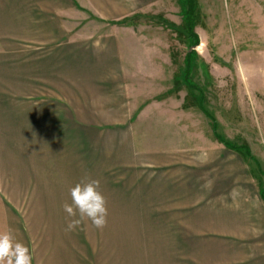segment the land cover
Segmentation results:
<instances>
[{
    "label": "rangeland",
    "instance_id": "rangeland-1",
    "mask_svg": "<svg viewBox=\"0 0 264 264\" xmlns=\"http://www.w3.org/2000/svg\"><path fill=\"white\" fill-rule=\"evenodd\" d=\"M77 1L86 13L68 0H0V231H11L34 250L33 264H43L46 247L39 239L47 231L32 219L30 199V192L51 185L34 181L41 175H119L125 181L130 176L131 190L193 198L182 202L193 201L196 215L232 209L242 192L264 193V0H195L198 43L193 47H188L179 0ZM130 16L136 17L128 25L107 24ZM63 29L72 31L69 41L89 50L113 43L119 63L128 69L118 81L127 115L166 89L176 96L152 100L132 122L120 118L127 127L113 132L88 127L92 134L79 135L67 113L47 109L57 105L52 102L38 105L39 115L49 119L32 118L37 106L32 70L23 69L30 67L32 53L44 59L52 50L51 40L47 49L41 34ZM191 50L185 73V54ZM38 79L33 93L46 96V79ZM182 97L193 109L179 111ZM48 126L54 133L46 134ZM175 218L156 225L166 230L130 232L134 264H194V254L222 253L221 246H199L222 236L198 232L194 239V219L183 214L179 224ZM241 225L235 224L236 238L226 239L234 246L230 249L260 250L264 226ZM95 233L87 231L82 240L87 244ZM32 237L37 247H31ZM76 249L82 254L72 263L122 264L89 246Z\"/></svg>",
    "mask_w": 264,
    "mask_h": 264
},
{
    "label": "crops",
    "instance_id": "crops-1",
    "mask_svg": "<svg viewBox=\"0 0 264 264\" xmlns=\"http://www.w3.org/2000/svg\"><path fill=\"white\" fill-rule=\"evenodd\" d=\"M68 1L76 9L86 13V8L77 0ZM135 17H123L119 20L108 21L107 24L122 25L125 23L128 25ZM96 19L101 18L96 17ZM71 33L72 31H65L64 29L60 34L50 31L43 32L40 37L45 42L51 40L52 50L48 47L51 44L47 42L45 45L48 44L46 47L49 49L44 52L47 56L44 59H39L35 53H32L30 67L23 69L32 70L30 79L32 81V103L37 105L32 107V112H34L32 118L49 119L48 116L41 117L39 115L38 105L39 102H52L58 106H48L47 109L67 113L68 120L70 118L76 121L73 129L79 135L92 134L86 131L88 127H98L113 132L117 128H126L128 121L132 122L152 100L161 101L176 96L169 94L168 89H166L159 96L145 100L130 115H127L129 106L126 104L125 90L123 91L118 81L125 80L124 77L128 69L119 63L117 50L113 45H110L112 42L109 41L106 48L94 46L93 49L89 50L81 47V44H77L80 42L74 41L72 43L69 41ZM58 39L62 41L56 43L55 41ZM120 77H122L121 80ZM38 78L46 79L48 87L46 96L40 97L33 93L34 88L39 83H36ZM178 109L183 112L193 108H188L185 105L184 97H182ZM120 118L128 119V121L120 123ZM103 123L105 124L103 125ZM52 133L54 132L49 130L48 126L46 134ZM240 158L246 164L241 156ZM123 177L119 175L65 174L41 175L34 178L35 182L51 184L43 186L46 189L30 192L32 219L36 221L41 231H47L39 239L40 246L46 247L45 257H42L39 262L43 264H80L79 260H74L75 262L72 263L71 259L81 256L82 252L78 249L72 250V247L85 248L89 246L94 249L96 254L106 255V257L115 256L119 263L122 261V264H134V250L130 248L135 245L132 243L134 238H132L131 231L136 229L144 231L166 230L167 226L164 228L156 225L170 223L167 216H174V218L179 216L178 221L175 218L174 222L182 224L183 218L181 217L185 214L190 216L189 220L194 219V239L195 236L199 235L198 232H215L223 237V240H211L209 245L200 242L199 246L202 247L221 246L223 247L222 253L194 254V264H264V239H262L260 250L257 249L253 253H247L245 250L236 247L231 250L230 248L234 246H228L230 243L226 241V239L230 240L231 237H237L233 233V230L239 229L235 226L237 222L241 227L242 222L257 223L264 226V197L261 196L259 189L256 192H242V198L237 201L235 199V207L232 209L224 206L223 209L196 215L193 201L182 202V199L193 198L183 196L178 192L131 190L129 183L134 181L131 180L130 176H127L126 181ZM86 178L100 181L101 190L107 199V226L100 230L94 228L89 221H85L75 231H66L67 223L71 218L64 212L63 205L65 202L71 203V187ZM119 179L127 184L116 185L115 183H119ZM55 184L62 185L57 186ZM2 230L5 231L6 228L4 227ZM87 231H96L97 233L88 238L90 241L86 244L82 238L86 239L84 234ZM262 235H264V228H262ZM34 240L35 238L32 237L31 247L39 245V243L36 245V240ZM128 247L129 250H127ZM31 251L34 258L35 252L33 249ZM126 254L128 255L127 258H125ZM103 263L110 264V262L102 260L101 263L98 262L97 264Z\"/></svg>",
    "mask_w": 264,
    "mask_h": 264
},
{
    "label": "clouds",
    "instance_id": "clouds-1",
    "mask_svg": "<svg viewBox=\"0 0 264 264\" xmlns=\"http://www.w3.org/2000/svg\"><path fill=\"white\" fill-rule=\"evenodd\" d=\"M71 203L65 202L63 210L71 218L66 231H75L85 221L96 229H104L108 223L107 199L100 181L86 178L70 189ZM0 264H33L29 246L16 239L11 231H0Z\"/></svg>",
    "mask_w": 264,
    "mask_h": 264
},
{
    "label": "trees",
    "instance_id": "trees-1",
    "mask_svg": "<svg viewBox=\"0 0 264 264\" xmlns=\"http://www.w3.org/2000/svg\"><path fill=\"white\" fill-rule=\"evenodd\" d=\"M180 2V7H181V15L183 18V27H184V33L186 35L187 39H190V43L188 44V47H193L196 46L198 43V39L196 35H194V23H195V17H194V11H195V0H179ZM194 50L188 51L185 54L184 58V71L187 73V70L189 69V56L192 54ZM222 143V141H221ZM224 146L227 148L237 151L236 148L230 147L226 145L225 143ZM261 196L264 197V193L261 192Z\"/></svg>",
    "mask_w": 264,
    "mask_h": 264
}]
</instances>
